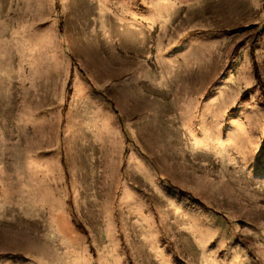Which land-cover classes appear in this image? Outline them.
I'll return each instance as SVG.
<instances>
[{
	"label": "rangeland",
	"instance_id": "obj_1",
	"mask_svg": "<svg viewBox=\"0 0 264 264\" xmlns=\"http://www.w3.org/2000/svg\"><path fill=\"white\" fill-rule=\"evenodd\" d=\"M256 69L264 0H0V264H264Z\"/></svg>",
	"mask_w": 264,
	"mask_h": 264
},
{
	"label": "trees",
	"instance_id": "obj_2",
	"mask_svg": "<svg viewBox=\"0 0 264 264\" xmlns=\"http://www.w3.org/2000/svg\"><path fill=\"white\" fill-rule=\"evenodd\" d=\"M256 77H257V79H258V82H257V85L261 88V90H263V92H264V84H263V82H262V79H261V77H260V73H259V71H258V69H256ZM254 87H256V86H254ZM248 91V90H247ZM246 91V92H247ZM245 92V93H246ZM245 96L247 95V94H244Z\"/></svg>",
	"mask_w": 264,
	"mask_h": 264
}]
</instances>
